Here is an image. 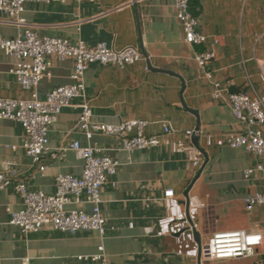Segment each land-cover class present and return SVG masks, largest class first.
I'll return each mask as SVG.
<instances>
[{
	"label": "crops",
	"instance_id": "crops-1",
	"mask_svg": "<svg viewBox=\"0 0 264 264\" xmlns=\"http://www.w3.org/2000/svg\"><path fill=\"white\" fill-rule=\"evenodd\" d=\"M198 11L200 30L208 36L198 48L213 51L215 58L200 69L192 50L183 41L175 18L174 0H74L27 2L24 17L40 34L78 40L87 46L106 42L114 50L136 46L145 59L118 68L97 62L87 65L83 79L92 119L118 123L127 119L148 121L146 134L161 132L163 121L171 125L169 144L135 150H119L117 138L96 133L88 140L77 125L80 99L63 107L50 127L48 151L40 163L32 162L21 147L20 123L0 119V218L20 208L13 186L23 181L34 190L55 191L59 173L79 175L83 159L78 150L68 149L72 141L88 143L119 162L117 172L101 190V211L105 219L102 235L94 230L75 234L43 225L23 233L12 225H0V264H61L79 254L104 246L111 264H197V245L185 219L184 191H188V211L204 245L215 232L245 230L263 234V242L252 256L212 259L202 253L201 264H264V207L247 212L243 197L263 190L264 179L255 174L244 179L242 172L258 159L240 148H231L226 139L242 130L222 100L210 96V79L241 91L264 96V0H191ZM16 35V27L0 12V36ZM142 53V52H141ZM49 75L37 86L45 93L71 82L73 61L50 58ZM17 58L0 49V98H27L11 69ZM168 71V72H167ZM196 132L204 156L194 147ZM15 146V148H11ZM194 161L198 165L194 166ZM43 164L45 168L39 169ZM204 166L202 167V165ZM199 173L198 177H196ZM196 177V178H195ZM113 182V183H112ZM172 190V196L165 192ZM70 208L89 211L82 202ZM183 226V228H181ZM184 230V231H182Z\"/></svg>",
	"mask_w": 264,
	"mask_h": 264
},
{
	"label": "built area",
	"instance_id": "built-area-1",
	"mask_svg": "<svg viewBox=\"0 0 264 264\" xmlns=\"http://www.w3.org/2000/svg\"><path fill=\"white\" fill-rule=\"evenodd\" d=\"M30 1L63 3L68 0H0V12L16 27L15 36H0V49L17 58L11 73L20 88L29 93L27 98H0V119L21 124V147L26 156L32 162L40 163L41 156L49 149L51 125L57 121L62 108L69 105L74 98L80 99L77 125L88 140L96 133L115 137L119 141L117 148L128 154L139 149L168 145L167 136L171 125L167 121L162 122L160 133L146 134L148 121L144 119L133 118L118 123H104L92 119L83 79L87 65L97 62L123 68L135 64L144 60L138 47L125 46L114 50L103 41L87 46L80 40L73 42L67 38L40 34L27 23L23 15L25 4ZM74 1L81 3L83 0ZM189 1L174 0L175 18L182 29L183 41L192 50V59L200 69H204L215 58V54L213 51L198 50L208 36L200 30L199 19L192 14ZM51 57L61 61L69 58L73 61L71 82L48 90L40 98L37 86L43 76L50 74ZM259 64L264 71V54ZM144 68L148 69L147 64ZM210 85L211 98L222 100L232 117L242 125V130L229 136L226 144L231 148L243 149L258 159L253 166L243 170L244 179L255 174L264 179V96L241 90L229 93L228 85L215 79H210ZM67 148L81 152V173L57 174L54 177L55 191L52 194L31 189L23 181L15 183L13 189L20 198V208L15 211L7 210L9 218L6 221L0 218V225L16 226L23 233L35 232L47 224L55 230L72 235L80 230H94L100 235L104 233L101 190L107 179L116 174L119 162L101 153L100 148L91 143L83 146L79 141H72ZM193 165L197 166L198 161H194ZM44 168L43 164L39 166L40 170ZM172 194V190L165 192L166 196ZM242 201L247 212L264 207V188L262 191L246 194ZM82 202L89 204V211L70 208L71 205ZM262 242L263 234L259 232L219 231L207 238L203 245V254L212 259L252 256ZM22 262L29 264V258H23ZM61 264L111 263L104 246L99 244L94 253L79 254Z\"/></svg>",
	"mask_w": 264,
	"mask_h": 264
},
{
	"label": "water",
	"instance_id": "water-1",
	"mask_svg": "<svg viewBox=\"0 0 264 264\" xmlns=\"http://www.w3.org/2000/svg\"><path fill=\"white\" fill-rule=\"evenodd\" d=\"M141 52H142V55H143V57H144V59L146 61V64H147L148 68L151 69V70H159V69L154 68V67L151 66L150 61H149L146 53L144 52V50L141 49ZM181 80H182V87H181V91H180V100H181L182 106L185 109H187L189 112H191L192 114H194L196 116V118H197L196 126L194 128V131H193L190 139H191V142L194 145V147L204 156V158H205L204 164H205L206 161H207V155L200 148V146L198 144V138L196 136V132L199 129V118H198L197 113L194 110L189 109V108L186 107V105H185V103H184V101L182 99V92L184 90V81H183V79H181ZM239 91H240V89L239 88H236L233 85L228 86V92L229 93H237ZM204 164L202 165V167L204 166ZM198 175H199V173H197L196 177H198ZM193 182H194V180H192V182L189 185V187L184 191V197H185L184 203H185V207H186L185 219H186V222L188 223V227L185 228L184 230H186V229H190L191 230L192 235H193V239H194V241H195V243L197 245V257H196V261H197V264H201L200 263V260H201V256H202V253H203V244H202V242H201V240H200V238H199V236H198V234L196 232L195 226H194V224H193V222H192V220L190 218L189 211H188V206H189V204H188V191H189L191 185L193 184ZM184 230H182V231H184Z\"/></svg>",
	"mask_w": 264,
	"mask_h": 264
},
{
	"label": "trees",
	"instance_id": "trees-1",
	"mask_svg": "<svg viewBox=\"0 0 264 264\" xmlns=\"http://www.w3.org/2000/svg\"><path fill=\"white\" fill-rule=\"evenodd\" d=\"M189 5H190V10L192 12L193 15L197 16L198 15V11L195 9V7H193L192 1H189Z\"/></svg>",
	"mask_w": 264,
	"mask_h": 264
}]
</instances>
